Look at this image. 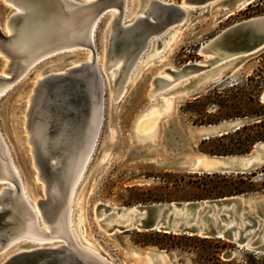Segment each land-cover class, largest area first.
I'll list each match as a JSON object with an SVG mask.
<instances>
[{"label":"water","instance_id":"water-1","mask_svg":"<svg viewBox=\"0 0 264 264\" xmlns=\"http://www.w3.org/2000/svg\"><path fill=\"white\" fill-rule=\"evenodd\" d=\"M7 1L11 2L14 9L20 11L14 12L7 19L9 34H5L0 26V53L10 60L9 67L5 70L8 76H0V83L15 78L23 71L25 66L22 61L26 57L27 50L21 43L26 41L34 46L36 43L38 45V40L41 38L54 39L51 37L53 30L49 26L54 23L53 19L49 22L44 20L45 14L56 15L59 19L66 20L70 17L66 12L73 6L66 0ZM123 1L93 0L92 3L86 4L95 7V14L102 13V16L113 7L117 10L108 39L107 59L110 63L118 60H133L151 38L158 36L170 26L179 24L186 15L190 17L199 11L219 6L222 18L227 13L239 11L257 0H183L180 4L151 0L143 10L142 16H136L129 23L127 21L123 23ZM263 50L264 15L248 18L224 29L199 48V54L203 56L211 53L226 55L224 62L215 66L212 60L186 63L177 73H197L198 78L222 66H227L226 69L219 77H215L198 89L194 88L185 97H199L211 86L221 83L232 74L241 60ZM62 67L63 65L58 64L60 70ZM122 80L123 73H120L116 85H121ZM188 80L192 83L195 78ZM103 89L104 77L95 58L89 63L68 67L63 72L49 73L40 79L33 89L26 112V131L33 161L38 167L39 177L47 191L46 199L40 200V210L44 220L48 222L59 218L61 213L65 212L67 189L76 159L93 142L95 136L97 142L102 123ZM260 100L264 103V90ZM173 119L168 117L166 125L173 123ZM243 122L238 119L225 120L208 126L192 125L187 131L192 140H206L235 130ZM166 125L158 140L146 142L142 147L135 145L137 151L139 150L135 155L147 156L159 165L198 174L216 172L245 174L264 166V143H259L245 155L212 156L201 153L214 162L213 166L205 167L202 161L198 162L196 156L180 153V148L188 146L189 142L179 130H176L177 128L170 132ZM161 141L166 148L160 147ZM168 145L176 146L175 150L178 152H169ZM3 147L0 140V149L3 150ZM159 151L161 152L159 158L154 157ZM14 184L15 190L4 187L5 192L0 196V247H3L7 243L8 236L12 235L11 228L21 221L20 211L22 205H25L22 196L19 195V184L16 182ZM241 203H245L244 198L228 197L217 200L137 205L132 207L134 212L129 210L131 208H112L107 205H102V208L105 211L111 210L112 214L122 212L128 218L126 220L131 219L127 224L122 221L119 226L108 228L111 231L117 228L129 231L134 228L226 239L241 249L246 248L256 254H264V245L256 243L257 240L252 242L255 233L248 243H245L244 237H236L233 230L235 225L225 229L220 218L216 217L214 220L211 216L213 209L227 206L230 209L225 210L221 215L225 222H229L233 216L238 219L232 209L237 208ZM181 212H184L186 217H181ZM64 218L65 215H63L65 225ZM248 218L254 226L259 222L249 215ZM200 219L202 223H199ZM56 240L57 243L55 241L42 244L30 243V246L25 243L22 250L10 256L2 264H113L101 251L97 253L94 249L87 248L84 243L78 244L70 235L65 239ZM225 256L232 258L234 253L227 252Z\"/></svg>","mask_w":264,"mask_h":264},{"label":"rangeland","instance_id":"rangeland-1","mask_svg":"<svg viewBox=\"0 0 264 264\" xmlns=\"http://www.w3.org/2000/svg\"><path fill=\"white\" fill-rule=\"evenodd\" d=\"M170 1L180 4L183 0ZM139 7V0H130L127 19H130ZM219 11V6L212 7L199 11L190 17L186 15V20L170 26L165 34H169L171 30L172 33H175L172 47L167 53L164 54L165 51L161 53L164 56L154 62H143L141 58L138 61L140 67L133 74L132 81L130 80L131 82L126 85L123 95L118 98L117 102L114 101L116 102H113L114 104L111 103L113 94H110V83L107 75L102 71L104 77L102 123L93 155L87 164L83 179L74 198L72 228L80 239L75 224L77 219L75 209L78 200L81 199L84 204L86 227L94 242L93 248L100 250L114 264H141L147 257L153 264H264V254H256L246 248L241 249L235 243L226 239L202 238L199 235H179L173 232L164 233L163 231H145L134 228L129 231L119 229L111 231L107 226L117 224L116 218L119 214L105 213L101 209V217L96 216V207H102V205L129 209L137 205L153 203L240 197L245 199L243 207L245 212L251 218L263 223L264 169H261L263 166L247 172L246 177L245 175L240 177L235 173L218 172L215 176L198 177L196 176L198 173L176 170L166 165H159L147 156L135 155L139 151L135 147L134 137L139 121L142 118H148L152 122H158L159 120V118L155 119L150 114L151 107L157 106L163 101L161 96L156 99L149 97V91L152 88L151 82L155 76L163 68L170 69V67H173L179 69L186 63L206 60V55L199 54L201 45L238 22L264 15V0H257L251 6L244 7L222 18L219 17ZM13 13L14 7L12 4L7 0H0V26L2 29L4 22ZM114 13L115 11L110 12V10L105 12L96 28L93 44L97 51L100 66H103L106 40ZM164 35L159 38L164 39ZM148 45L144 52L145 55L152 54L155 43L149 42ZM58 52L38 60L34 64L35 66L33 65L34 67L29 68L25 72L26 74L20 76L19 81L0 98V131L9 146L13 157L12 161L14 160L13 163L15 162L14 165L19 171L24 191L33 202L38 199H46V194L45 184L39 178L38 170L34 166L30 151L31 147L26 142L28 136L23 126L25 98L30 94L35 80L41 77L42 71H45L48 66L78 64L89 60L91 54V50L88 48H77L73 52ZM6 61L0 53V71L5 66ZM261 72L264 75V50L241 60L232 74L221 83L211 86L207 92L199 97L179 98L181 91H184L180 87L184 86V89H190L194 86L195 80L190 83L189 80L184 79L173 88L165 90L164 96L170 99V108L166 115L174 119L173 123L169 125H166L167 120H163L161 131L158 130L156 133V139H159L163 133L165 125L170 132L177 128L176 130H179L189 142L188 146L180 148V153H190L192 156H201L203 155L201 153L208 154L205 150L210 148L209 144H202L201 139L192 140L190 134L187 133L188 128L192 125L200 126L194 124V120H205L210 118L211 114H218L215 102L221 99H231L236 93L233 90V84L247 82L249 76ZM163 76L169 77L166 74ZM193 76H196V74ZM208 92L212 93L211 102L204 99ZM158 99L162 101L157 102ZM205 108H207L206 111ZM243 108H247L246 105ZM203 110L206 114H202ZM160 143L161 148H166L163 141ZM175 147L167 146L171 153L173 151L178 152ZM160 154L159 151L154 157L159 158ZM4 186L13 187L10 182H1L0 191ZM226 190L238 191V193H232L228 197L213 196L216 192ZM157 199L159 201H155ZM231 219L233 225H236L238 219H235V216ZM122 221L127 223L125 222V215ZM240 223L239 220L238 225H236L237 228L234 226L233 230L237 229L235 232L238 231ZM41 224L47 228L44 222H41ZM250 231L252 235L255 233L253 238L251 235L252 242L258 240L259 237L264 238L263 229L255 232L254 230ZM54 241L57 243L58 240ZM24 243L26 241L19 242L18 245L21 246ZM14 248L15 246L9 248V250L1 251L0 260ZM148 252H152V256ZM227 252H233L234 256L226 258L225 254ZM160 256L161 260H156Z\"/></svg>","mask_w":264,"mask_h":264},{"label":"bare ground","instance_id":"bare-ground-1","mask_svg":"<svg viewBox=\"0 0 264 264\" xmlns=\"http://www.w3.org/2000/svg\"><path fill=\"white\" fill-rule=\"evenodd\" d=\"M66 1L68 2V4H71V5L73 4L71 9L68 12H66L69 14L68 16H70L69 19L61 20L59 19L58 16L56 15L53 16L50 14H47V15L45 14V17H44V20H48V22L49 20L53 19L54 23L51 25L49 24V26H50V29L53 30L51 37H54V39L52 38L42 39L41 38L40 40H38L39 41L38 45L36 43L34 46L30 45V43L26 41L21 43V45L27 50L26 57L22 61L25 67L20 74L15 76V78H12L10 80L0 83V97L4 95L8 90H10L17 83V81H19V79L21 78L20 76H23V74L27 70H29V68L30 69L33 68L35 66L34 64L38 62V60H41L50 54L57 53L58 51H59L58 53L65 52V51L73 52L77 48H88L91 50V54H90L89 60L87 61H83L78 64L72 63V64L65 65L61 68V70L58 68V65H51V66H48L45 69V71H42L41 77L35 80L30 90V94L28 95L27 98H25V111L23 112V126L25 129H26V118L25 117H26L27 108L29 106V102L32 96L33 89L40 79H42L43 77L49 75V73H52L54 71L63 72L68 67L77 66L82 63H89L91 62L93 58H95L96 62L99 65L97 51L95 49L93 42H94L96 28L98 26L99 21H101L102 13L95 14V11H94L95 7L86 5V4L92 3L93 0H66ZM150 1L151 0H139L140 2L139 9L130 19H127V13H128V7L130 4V0H124L122 4L123 23L125 21H127L128 23L132 22L136 16H142L143 10L148 6ZM159 1L167 2L170 0H159ZM9 3L11 4V2ZM14 10H15L14 12L18 13L19 9L16 8ZM109 10L110 12L115 11V13L113 14V20H114L117 10L115 7ZM220 13H221V9L219 11V17H220ZM73 14L76 15L77 17H74ZM231 14L232 13H227L226 16L231 15ZM113 20L110 24V31H109V35L107 36V40H106L105 56H104V60L102 61L103 66L99 65V69L101 70V72L103 71L107 75L108 81L110 83V94L111 95L113 94V99L111 97L112 104L116 103L119 100L118 98H120L121 95H123L126 85L132 81L131 79H132L133 74H135L138 67H140L138 61H140V59L142 58L143 62L149 63V62H154L155 60L162 58L164 54L167 53V51L172 47V42L175 39V37L173 36L175 33L174 32L172 33V30L171 32H169V34H165V32L168 29L167 28L165 31H163L158 36L151 38L146 44V46L140 50V52L136 55V57L133 60L131 61L118 60L117 62L110 63L107 59V53H108V42H109L108 39L111 33ZM184 20H186V16H184L181 22H183ZM7 24H8V21L6 20L4 22V27H3V32L5 34H9V27ZM163 35H164V39L159 38V37H163ZM149 42L150 43L153 42L155 43V45L152 49V54L145 55L144 52L149 46L148 45ZM61 50H65V51H61ZM163 52L164 54L161 55V53ZM206 56H207L206 60H212L214 66L224 62L225 59L227 58L226 55H218L217 53L207 54ZM5 60L7 61H6L5 66L0 71V76H8L5 74V70L9 67L10 60L8 58H5ZM226 67L227 66H222L219 69H216L215 71H213L212 73H208L205 76L203 77L200 76L198 78L196 77L197 73H190V74L177 73V72H180L178 71L179 69H175L173 67H170V69H167V68L161 69L160 73L157 74L155 78L152 80L151 82L152 88L149 91V97L152 99H156L157 97H160V96L162 97L163 101L161 99H158L157 101V102L162 101V103L160 104L158 103L159 105L151 107L150 109V112H151L150 114L152 115V117H154L155 119L159 118V120L158 122H152V120L149 121L148 118L147 119L142 118L139 121V124L137 125V128H136L135 136H134L136 146L139 145L138 147H142V144L146 142H150V141L152 142L154 140H158L156 139V133L158 130L161 131L162 122L163 120H167L168 116L166 114L168 113V110L170 108V105H169L170 99L167 96H164L165 90L173 88L178 82H181V80H184V79L188 80L189 78L193 77L195 78V84L192 88L184 89V86L180 87L184 91H181V95L179 96V98L184 99L186 94L192 91L194 88L198 89L201 86L208 84L215 77H219L222 74V72L226 69ZM120 73L121 74L123 73V80H122L121 85L117 86L116 81L118 77L120 76ZM165 74L168 75L169 77L168 78L164 77L163 75ZM195 74L196 76H193ZM187 133L190 134L188 131ZM96 138L97 136L94 137L93 142L88 146V148L83 153L80 154V156H78V159H76L74 168L71 171L69 186L67 189V206H66L65 212L61 213L59 218L51 222H48L44 220V217L40 210V202H41L40 200L41 199H38L35 202H33L26 195L24 188L22 186V183H21L19 171L14 165L15 162L13 163L14 160L12 161L13 157L11 155L9 146L7 142L5 141V139L3 138V135L0 131V140L2 141L3 146H4L3 150L0 149V182H10L13 185V187L11 186H4V187H8L14 190H15L14 183L15 182L18 183L19 189H20L19 195L22 196V199L25 202V205L24 204L22 205L23 207H21V211H20L21 221L17 225L11 228L13 229L12 235L8 236L7 243L3 247H0V252L3 250H7V249L9 250V248L13 246H15V248L12 249L11 252L7 256H4L0 260V264H2L4 261L9 259L10 256H12L13 254L22 250L23 246L25 247L24 245L25 243L21 246L18 245L20 241H26V245L30 246V243L42 244L46 242H53L56 239H65L66 236L68 235L72 236L78 244L84 243L85 246H87V248L94 249V251L97 253L100 252V250H97L93 248L92 246L94 242L91 237V234H89L87 227H86V221L84 220L85 219L84 218V204H83V201H81V199L78 200L77 208L75 209L76 215H77L75 224H76L77 232L79 234L80 239L78 238L77 234L74 232L72 228L74 198L77 192V188L83 179V175L87 168V164L93 155V152L95 149L94 147L96 144ZM26 142L29 144V136L26 139ZM260 143H264V142H260ZM212 156H215V155H212ZM196 157L198 158V162L202 161L205 167H211L214 165V162L212 160H209L205 155L196 156ZM34 166L38 170V167L35 165V163H34ZM38 176H39V171H38ZM4 187H2L0 191V196H2L5 192L3 190ZM16 192L17 191H15L14 193L16 194ZM46 192L47 191L45 187V194ZM243 207H244V204L241 203L237 208L235 207L232 209V211H234L236 215L239 217L238 221L240 220L241 222L239 225L238 231L235 232V234H236V237H244L245 243H248L252 235L250 230H254V232L258 230L259 228L264 230V219H263V223L258 222V224L254 226L253 222L248 218V215H246V212ZM101 209L103 208L98 207V206L96 207V216L98 218L101 217V213H100ZM227 209H230V208L227 206H223L221 209L220 208L215 209V210L213 209V211H211V216L213 217V219L216 220L215 219L216 217L220 218L221 224L225 225V229H227L230 226H234L232 219H230L229 222H225V219L221 217L222 213ZM129 210L134 212L133 208ZM105 213L112 214L111 210L105 211ZM118 214L119 215L116 218L117 224H115L117 226L120 225V222H122V218L124 217V214L122 212L121 214L120 213ZM63 215H65V218H64L65 225L63 223ZM180 216L184 218L186 217V214L184 212H181ZM126 219L128 218H126L125 216V222L127 223L131 221V219L130 220H126ZM238 221L236 225H238ZM41 222H44L47 225V228L43 227ZM127 223H124V224H127ZM199 223H202L201 219L199 220ZM112 226H107V228H110ZM257 242L261 245H264V238L261 239V237H259ZM246 245L251 246L250 244H246ZM151 253L152 252H148L149 255H151ZM156 260L160 261L161 256L159 259L156 258ZM109 261L113 263L111 260ZM141 264H153V263L151 262L149 257H147V259L144 260V262H141Z\"/></svg>","mask_w":264,"mask_h":264},{"label":"trees","instance_id":"trees-1","mask_svg":"<svg viewBox=\"0 0 264 264\" xmlns=\"http://www.w3.org/2000/svg\"><path fill=\"white\" fill-rule=\"evenodd\" d=\"M257 76L259 77L257 78ZM232 87L236 93L231 99L216 100L215 103L218 114H211L209 116L210 118L205 120L200 119L193 121L194 124L200 126L218 124L225 120L239 119L244 121L242 125L235 130H231L220 136L211 137L208 140H202V144H209L210 148L206 149L205 152L210 155H245L250 153L255 145L264 142V103L260 100L264 88L263 72L255 73L247 78V82L233 84ZM211 94V92H208V94L204 96V99L211 102ZM245 105L247 108H243ZM206 109L207 108H205V111ZM205 111L203 110L202 114H206ZM261 169H264V166ZM245 174L237 175L244 177ZM215 175L216 173L196 174L198 177H210ZM246 176L247 175H245V177ZM232 193H238V191L226 190L223 192H216L213 196L221 195L222 197H228L231 196ZM155 201H159V199Z\"/></svg>","mask_w":264,"mask_h":264}]
</instances>
